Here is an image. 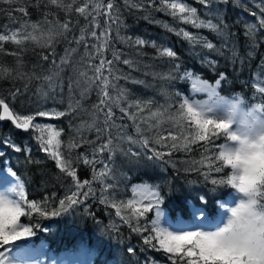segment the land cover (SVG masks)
I'll return each mask as SVG.
<instances>
[{"label":"trees","instance_id":"trees-1","mask_svg":"<svg viewBox=\"0 0 264 264\" xmlns=\"http://www.w3.org/2000/svg\"><path fill=\"white\" fill-rule=\"evenodd\" d=\"M84 2L0 0V34L10 35V30L25 24L38 25L33 33L36 41L21 45L0 42V99L18 116L38 111L64 113L53 118L34 116L33 124L51 125L61 133L58 150L71 165L70 170L76 172L77 180L61 172L42 149L41 133L35 128L23 132L0 122V164L8 163L24 183L26 200L38 205L37 211L25 206L26 215L20 223L32 228L34 235L29 238L33 246L44 248L45 259L69 261L89 253L90 264H172L171 254L159 249L156 240L152 241L155 247L144 243V237L154 235L149 231L154 211L127 224L116 215L113 205L120 207L121 215L130 216L126 204L133 199L132 187L148 184L158 186L161 208L171 223L182 221L194 226L195 211L205 216L203 227L219 220L220 206L230 200L233 189L211 183L212 178H226L229 170L216 173L214 167H208L212 161L207 158L214 157L218 145L226 142L223 134L197 141L190 150H172L162 160L148 159L145 153L149 149L167 151L156 143L157 133L181 134L169 116L179 111L184 96L192 97L191 79L184 78L185 73L210 84L223 73L219 94L240 97L246 108L264 107V93L256 90L264 87V26L260 25L264 0H213L207 10L201 0H179L196 8L199 20L220 25V32L182 22L179 14L171 15V9L160 0L152 4L149 0H111V20L104 14L108 0H89V8L92 3L101 5L100 14L94 13L97 26L91 23L92 15L85 18L75 10ZM65 22L70 25L67 32L61 28ZM82 29H86L85 42L78 45ZM181 30L197 39L185 38ZM91 31L99 40L90 35ZM49 35L50 44L46 43ZM137 38L149 43L137 45ZM206 42L214 47L208 49ZM163 48L173 50L175 57L161 55ZM101 58L112 62L102 70L108 78L114 113L110 121L114 126L107 129V107L101 105L103 111L97 110L102 85L93 68ZM116 101L124 107L140 102L143 111L133 106L128 114L122 113ZM154 112L160 115L153 117ZM183 123V135L191 138L194 125ZM110 133L114 151H99ZM145 138L148 148L142 146ZM10 144L22 150L15 152ZM133 151L140 155H132ZM85 158L92 163L84 164ZM202 159L203 164L199 163ZM78 183L83 187L77 189ZM72 192H78V203L69 206L67 196ZM62 199L64 207L59 203ZM176 259L179 264V256Z\"/></svg>","mask_w":264,"mask_h":264},{"label":"snow or ice","instance_id":"snow-or-ice-1","mask_svg":"<svg viewBox=\"0 0 264 264\" xmlns=\"http://www.w3.org/2000/svg\"><path fill=\"white\" fill-rule=\"evenodd\" d=\"M52 4H60V0H50ZM75 3V0H72ZM155 0H149V3H154ZM213 0H201V3L205 5L206 10L210 7ZM161 4L166 5L168 9H171L170 14L176 16L179 14L180 19L184 23H190L196 28L205 27L213 31L220 32V25L209 21L199 20L197 17V9L188 7L186 3L179 2V0H160ZM63 6V5H61ZM72 5H67L68 10H71ZM100 7L98 3H92L91 8H89V0H85L83 6L77 7L75 10L79 12L81 15L87 18L89 15L93 16L91 23L96 24L98 26V21L95 18V15L100 14ZM113 3L111 0H108L106 4V12L104 14L109 16V20L112 19L111 10L113 9ZM21 12H25L24 8L18 9ZM165 10V9H161ZM211 14V13H209ZM260 25L264 26V18L260 19ZM29 27L31 31H29ZM61 28L67 32L70 29V25L68 22H65L61 25ZM38 29L37 24H31L30 26L25 24L22 25L20 29H12L9 34H0V42L11 41L14 44L21 45L26 41H36L38 38L33 33ZM86 29H82L79 40L76 43L79 45L80 43L85 42L84 31ZM50 31V30H49ZM182 31V34L185 38L189 40H195L196 37L190 36L187 31ZM90 35L99 40L97 37V33L95 31H91ZM101 35L106 36L107 33H102ZM51 35H49L46 43H51ZM137 45H144L146 43L145 40L141 38H137L135 40ZM106 47V44L104 45ZM97 53L100 52V46L97 45ZM206 47L208 49H212L214 45L211 42H206ZM161 55H165L167 57H175V52L170 48H163ZM44 59L47 60L48 56H44ZM66 58L61 60V63H64ZM124 63H129V61L124 60ZM111 61H107L103 58L100 59V63L98 66L93 65L94 72L96 74V78L102 85L101 87V99L100 104L97 105V110L103 111V108L100 106H106L107 111L104 112L105 115V128H111L114 124L110 123L114 113L112 111V98L107 91L108 78L103 75V69L105 65H111ZM176 68H179V65H175ZM109 73L111 74V68L109 67ZM184 78L191 79V87L193 93H203L206 95V99L200 100L196 99L194 96L189 98L188 96H184L182 102L179 103V111L175 115H170L169 119L172 120L173 124L179 126L181 128V134H172L164 135L161 133H157L156 143L161 146L163 149H167V151H159L155 149H149L147 153H145L146 158L148 159H163L165 155H170L172 150H190V145L197 143V141H209L210 137H219L220 134H223L225 141L226 139H231L230 129L232 127L229 121L216 119L211 116V113L215 111L217 103L223 98L220 96L218 92V88L220 86L221 80L224 79V74H220V79H218L215 85L209 84L207 81L201 80L198 76H193L191 73H185ZM258 92L264 93V87H258L256 89ZM178 95H182L178 93ZM236 101L241 100L240 97L235 98ZM117 106L119 105V101H116ZM0 106L3 108L4 115H0V120L5 118L13 121L14 125L18 129H23L25 131L30 128H35L38 130L41 135L39 141L42 145V149L49 154V156L56 161L57 167L61 172H66L68 176H70L73 181L77 180V174L74 170H70L71 165L67 163V161L62 156L61 152L58 150L60 147L61 141L59 137L61 133L57 131L53 126L46 125L42 126L39 123L33 124L34 116L39 117H60L63 116V112L56 111H38L35 114H29L24 116L13 115L12 111H10L8 104L5 103L3 99H0ZM135 106L139 111H143V108L140 106V102H134L133 104H128L127 107L120 106V111L122 113L128 114V109ZM71 108L72 106L69 105ZM252 113L255 114L257 119L264 118V107H252ZM160 115L159 112L152 113L153 117ZM132 118V117H130ZM184 121H189L192 125H194V134L191 135H183ZM149 127H153V125H149ZM104 129H100L99 131H103ZM137 131L139 132V126L137 125ZM45 133L47 138H45ZM171 140L172 143L168 144L165 141ZM113 141L111 138V133L109 134V139L106 143L100 144L98 150L103 152L105 150L110 153L114 151L112 147ZM148 139L145 138L142 141V146L148 148ZM10 147L13 148L15 152H20L22 149L19 146L14 144H10ZM76 145H70V147H75ZM226 147V142L220 143L218 145V153L212 157L209 156L207 159L212 161V163L208 164V167L212 169L214 167V171L216 173H221L223 170L227 168V161L223 159L224 151L223 149ZM97 149L93 150V156H95V152ZM134 156H139L140 153L132 152ZM84 164H90L92 161L85 158ZM205 161L202 159L199 163L203 164ZM216 162H219V166H216ZM104 163V162H102ZM107 167V163L105 164ZM10 175L16 176L17 184L11 190L12 191V201L11 205L13 211L11 215L5 219L0 220V264H9L7 253L10 251L8 248L9 245L14 244L16 241L27 239L34 235V231L31 227L20 223L21 217L26 215V207L31 211H37L38 205L36 202H28L26 200L25 187L22 179L16 173H10ZM205 179H209V175L205 173ZM87 181H84L83 184H87ZM211 183L213 185H229L230 181L228 179V174L226 178H212ZM258 183H264V179L258 181ZM83 184L78 183L76 188L79 189L83 187ZM158 186H152L148 184H142L139 186L134 185L132 187L133 191V199L127 201L126 207L131 209V215H121L120 207L117 205H113L116 207V215L120 216L121 220L124 223L130 224L131 220L135 218L139 220L141 217H144L147 213L154 211V219H151V229L149 230L154 235L144 237V243L152 245V241L156 240L159 245V249H162L165 253L171 254L169 259L172 260V264H178L176 259L179 256V264H184L186 259V264H226V261L223 259H218L217 254L218 250L216 248H212L207 246L203 241L214 239L213 237L206 236L203 231H187L181 234H173L169 231L160 227V212L159 208L161 205V193L156 190ZM244 191V189H241ZM78 195V192H72L67 196V201L70 205H74L78 203V200L75 198ZM138 197V198H137ZM257 199L259 201V207L264 210V191H260L257 193ZM60 206H65V200H60ZM26 206V207H25ZM41 215H45L43 211L40 212ZM52 215H56L55 212ZM230 215L235 218L237 217L236 210H230ZM234 220H230L228 223V228L225 231L230 230L233 227ZM236 227L239 229L241 237L244 239L246 247L243 249L237 247L233 250L232 256L234 257L235 264H264V252L260 251V245L264 244V227L260 229H254L253 227L236 223ZM134 230H139V228H134ZM155 247V245H152ZM129 253H133L134 249L129 247Z\"/></svg>","mask_w":264,"mask_h":264},{"label":"clouds","instance_id":"clouds-1","mask_svg":"<svg viewBox=\"0 0 264 264\" xmlns=\"http://www.w3.org/2000/svg\"><path fill=\"white\" fill-rule=\"evenodd\" d=\"M243 99L231 101L228 109L222 115L214 118L229 121L231 139H226L223 149V159L227 161L228 187L235 190L242 197L234 208L237 217H228L225 225L216 231L204 232L213 237L203 241L207 246L218 250L217 258L226 261V264H235L232 252L235 248L246 247L236 223L246 224L254 229L264 227V210L259 207L257 193L264 191V118L257 119L251 108H245ZM244 189V191H241ZM12 198L0 195V220L7 219L13 209ZM230 220H234L233 227L228 228ZM264 252V244L260 245Z\"/></svg>","mask_w":264,"mask_h":264},{"label":"rangeland","instance_id":"rangeland-1","mask_svg":"<svg viewBox=\"0 0 264 264\" xmlns=\"http://www.w3.org/2000/svg\"><path fill=\"white\" fill-rule=\"evenodd\" d=\"M191 93L197 96V97L194 96L196 99L203 100L207 98L206 95L203 93H193L192 87H191ZM231 101L225 99L220 100L216 105L215 111L211 113V116L216 117L218 115H222L224 112L227 111L229 103ZM10 173L11 172H9L7 166L0 167V195L13 198L11 190L16 186L17 179L15 176L10 175ZM241 198L242 197L240 196V194L236 193L235 190L233 189L230 200L227 203L225 202L220 206L219 212L221 213L222 216H220V219L211 228H208L206 226L203 228L202 220L205 216L201 214L200 211H195L194 218L196 220V224H195L196 226H194V228L192 227V225L185 224L182 221L178 222V225L173 223L172 225H170L171 222L166 219V215L163 212L162 208L160 207L159 208L160 227L173 234H181L187 231H196V230H200L203 232L216 231L225 225L228 217L230 216V212L228 211V209L234 208ZM26 241H28L27 245H29L31 239L30 240L29 238L22 239L8 246V248L10 249V251L7 253L9 264H48L44 262V260H41L42 258L41 256H44L46 254V251L44 249H39V251L37 252L34 247L29 248L30 250H28L26 249V245H24ZM38 258L40 259L39 261L41 262H36ZM59 264H65V263L60 262ZM69 264H81V262H73Z\"/></svg>","mask_w":264,"mask_h":264},{"label":"water","instance_id":"water-1","mask_svg":"<svg viewBox=\"0 0 264 264\" xmlns=\"http://www.w3.org/2000/svg\"><path fill=\"white\" fill-rule=\"evenodd\" d=\"M0 107H1L0 115H4V113H3V108H2V106H0ZM10 111H11V110H10ZM2 121H6V122L12 123V124L14 125L13 121L10 120V119L5 118V119H3ZM14 126H15V125H14ZM15 128H16V127H15ZM16 129H18V128H16ZM19 130L24 131L23 129H19Z\"/></svg>","mask_w":264,"mask_h":264}]
</instances>
